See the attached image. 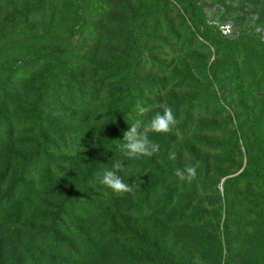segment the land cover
Here are the masks:
<instances>
[{
  "label": "rangeland",
  "instance_id": "374dc122",
  "mask_svg": "<svg viewBox=\"0 0 264 264\" xmlns=\"http://www.w3.org/2000/svg\"><path fill=\"white\" fill-rule=\"evenodd\" d=\"M195 1L196 22L183 12L181 0H0V62L18 66L27 61L24 69L30 70L34 56L48 51L38 72L27 71L20 90L9 99L16 98L25 112L17 126L26 132V152L46 147L40 133L53 131L52 157L43 156L42 168L60 152L71 154L80 168L108 156L137 163L138 168L130 166L132 177L135 181L139 175L143 183L134 188L126 215H116L114 221L117 226L129 222L145 228L148 240L156 226L159 249L174 264H264V162L257 163L262 178L250 172L237 179L247 168L244 147H255L251 162L261 157L258 143L264 142V128L260 122L252 130L236 131L244 93L219 79L211 46L246 34L264 42V0ZM62 49L68 54L58 58ZM127 64L137 67L132 78L118 72L108 75V70L120 71ZM57 65L78 66L80 75L71 72L62 83L48 82L44 93L40 82ZM223 91L228 94L222 99ZM140 95L143 99H136ZM126 96L133 103L122 120L124 133L162 111L155 105L166 103L176 117L173 132L149 134L159 146L151 157L127 160L115 147L114 129L121 124V99ZM138 105L154 107L141 115ZM70 132L74 140L87 133L95 143H109L95 150L65 149V139L60 142L55 135ZM24 149L14 158L19 160L16 170L28 156ZM172 153L175 159L169 158ZM189 165L196 166L191 183L175 175ZM32 172L23 167L26 181ZM138 204L140 211L150 204L153 210L137 219L131 212ZM5 232L0 223V235ZM130 241L123 240L128 254L143 253Z\"/></svg>",
  "mask_w": 264,
  "mask_h": 264
},
{
  "label": "trees",
  "instance_id": "16d2710c",
  "mask_svg": "<svg viewBox=\"0 0 264 264\" xmlns=\"http://www.w3.org/2000/svg\"><path fill=\"white\" fill-rule=\"evenodd\" d=\"M181 7L191 21L198 20L195 0H181ZM211 46L215 51V71L220 75L219 79L223 84H235L244 93L240 98L243 113L237 118L239 121L237 120L238 124L235 125L236 131L238 128L252 130L260 122L264 128V42L259 41L253 34H246L237 41L215 42ZM57 52L58 58L68 54L63 49ZM47 56V50H40L34 56L35 62L30 70L24 69L28 68L27 61H20L18 66L7 60L0 62V223L6 228V232L0 235V264H24L21 257L26 259L27 264H174L170 257L164 256L159 249L160 233L156 226L152 227L154 235L148 240L145 228L139 229L137 224L131 225L129 222L117 226L114 221L116 215H126L129 210L127 204L134 200L133 194L117 195L101 185L99 180L105 170L112 169L115 161H125L124 157L100 158L98 161H90L87 165L82 163L83 167L80 168V163L75 164L71 154L60 152L59 156L52 158L50 163L42 168L40 162L43 156L52 157L50 136L53 131L40 133V139L46 147L34 149L36 152L33 150L31 153L25 151L27 143L23 145L22 138L26 132L19 131L17 126L24 119L25 112L22 104L16 98L10 100L9 95L17 94L20 82L30 74L27 71L38 72L36 69ZM242 62L245 65L243 70ZM249 67L252 70L250 73ZM49 70V74L40 82L44 93L49 88L46 83H62L71 77V72L80 75L81 69L78 66L57 65ZM98 70L101 72L100 68ZM116 70H108V75L114 76L118 72L119 76L130 75L132 78L131 74L136 73L137 67L127 64L122 66L120 71ZM96 73L97 70H94L91 76ZM222 93L223 99L228 92ZM136 99H143L142 95ZM132 103L129 96L121 99L125 110L120 114L121 124L114 129L118 142L115 147L124 142L126 129L120 127L123 126L122 120H126L130 112L129 105ZM251 120L255 126L251 125ZM55 137L60 142L65 139V149L77 148L80 151L88 148L95 150L96 147L109 143H95L87 133L81 140H74L72 132L66 133V137L61 133ZM109 139L111 141V138ZM258 145L261 148V157L256 163L255 160H250L254 157L255 147H244L247 168L245 167L237 179L240 180L250 172L262 178L257 163L261 166L264 162V142L260 141ZM19 149H24L28 156L21 158L22 164L16 170L14 164L19 160L14 158L19 154ZM23 159L26 160L24 163ZM124 161L125 167L118 175L125 183L131 184L134 180L130 166L134 164L138 168L139 165L136 162ZM24 166L33 171L27 181L23 177ZM143 194L139 192V196ZM143 198L148 199L147 196ZM140 204L135 208L137 211H133L130 206L131 215L137 219L147 211L148 214L153 210L150 204L144 212L140 211ZM190 220L194 222V219ZM123 240L136 243L143 253L135 256L128 254ZM44 253H47V259H44ZM147 253L152 255H146Z\"/></svg>",
  "mask_w": 264,
  "mask_h": 264
},
{
  "label": "clouds",
  "instance_id": "9594fccd",
  "mask_svg": "<svg viewBox=\"0 0 264 264\" xmlns=\"http://www.w3.org/2000/svg\"><path fill=\"white\" fill-rule=\"evenodd\" d=\"M137 107L138 112L143 115L149 112L154 106L149 105L144 107L138 105ZM155 107L160 108L162 111L156 112L151 120L143 125H141L139 121L133 123L131 128L124 133V143H122L119 147L127 160L137 159L142 156L151 157L159 151V146L149 140L150 133L173 132L177 124V120L172 109L166 103L155 105ZM169 158L175 159V153H172ZM123 161H115L111 170H105L99 180V183L108 187L117 195L125 193L134 195V188L139 187L143 183V180L139 175H137L134 182L131 184L125 183L121 176L118 175V173L122 172L125 167ZM175 175L181 181L191 183L194 179H196V166L189 165L183 170L177 169L175 171Z\"/></svg>",
  "mask_w": 264,
  "mask_h": 264
}]
</instances>
